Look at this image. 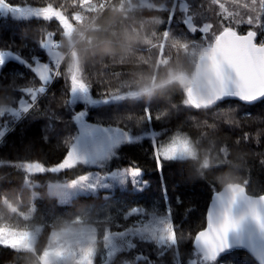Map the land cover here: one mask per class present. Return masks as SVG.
I'll return each instance as SVG.
<instances>
[{"label": "trees", "instance_id": "16d2710c", "mask_svg": "<svg viewBox=\"0 0 264 264\" xmlns=\"http://www.w3.org/2000/svg\"><path fill=\"white\" fill-rule=\"evenodd\" d=\"M101 1L12 0L48 8L51 14L46 19L0 15V49H10L28 61L33 57L47 60L37 45L50 37L49 42H58L64 57L62 66H56L62 78L53 81L35 107L27 97L23 104L19 102L22 93L38 84L29 78L31 73L21 60H6L19 68L8 82L0 80V116H4L0 131L5 133L6 125L13 124L0 137V224L35 231L36 242L32 248L3 243L12 247L0 248V264H57L45 263L44 252L55 230L74 223L96 230L98 251L93 264H120L137 253L152 255L156 241L142 243L140 236L132 241L135 247L127 253L129 257L119 255V250L111 261H105L100 250L108 234L130 229L124 225L135 218L125 221V211L139 207L163 213L151 202L159 200L162 206L165 184L170 198L182 199V204H173L179 251L176 253L175 247L168 250L167 264H173L175 255V264H181V259L187 264L193 253L191 238L206 225L207 207L215 191L226 183L239 182L250 194L264 193V102L246 104L227 99L204 106L189 91L196 84L197 59L191 55L195 47L211 45L224 30L242 34L256 30L264 23V4L248 0H116L113 9L100 15ZM172 12H176L175 19H170ZM185 18L205 24L211 30L209 37L186 32L179 23ZM50 59L55 64L56 59ZM20 69L29 75L21 79ZM79 80L90 90L92 100L110 102L91 103L76 97L69 103V87L74 88ZM145 109L159 119L148 125ZM81 110L86 112L83 120L87 122L134 135L148 134L140 141L122 144L105 163L106 171L140 167L141 179L147 185L134 187L129 183L62 199L49 185L69 182L88 173L90 167L79 164L60 174H33L43 169L30 170L28 166L35 164L27 162L55 164L75 143L81 127L73 117ZM13 112H19L20 117L12 116ZM49 126L51 130L46 132ZM154 130L187 132L198 157L165 162L164 171H157L151 143ZM161 136L156 137L160 140ZM175 163L181 170L173 167ZM103 206L114 210L110 218L97 217ZM117 207H124V211L116 213ZM77 215L83 217L75 219ZM231 254L238 262L252 259L258 264L245 250Z\"/></svg>", "mask_w": 264, "mask_h": 264}, {"label": "snow or ice", "instance_id": "6c2138e0", "mask_svg": "<svg viewBox=\"0 0 264 264\" xmlns=\"http://www.w3.org/2000/svg\"><path fill=\"white\" fill-rule=\"evenodd\" d=\"M6 6V7H5ZM39 6L37 5H29L25 3H13L12 0H2L0 3V15H9L11 14L14 18H41L46 19V17L38 15ZM191 14V13H189ZM181 15H183V10H181ZM176 18V12H172L170 14V19ZM54 19V18H53ZM49 23L52 21L49 20ZM59 23L58 21H56ZM179 23L185 29L186 32L191 33L195 36H200L202 38L207 39L210 35V29L206 28V25L203 23H194L187 21V18L184 20H180ZM190 23L192 26H190ZM250 30H252L250 28ZM239 35V33H238ZM244 36H247L248 33H244ZM52 39L55 40L56 37L53 34ZM252 43L255 45L256 49H264V23L257 26V29L254 30V35L252 37ZM38 48L42 50V54H46L48 59L44 60L39 57H33L31 61L24 60L22 57H19L16 54H13L10 49H0V80L8 82L7 78L14 76L17 69L19 68V64L17 63H6V60L9 57H13L14 59L21 60L25 66L31 73L29 76L35 83L38 84L37 88L32 89L26 93H22L20 97L21 104L24 103V98L27 97L30 102L33 103V107L36 106L38 98H40L43 94L46 93L48 87L53 83L54 80L60 79L61 74L59 69L55 64L52 63L50 57L52 56V49L47 43H39ZM211 46V45H210ZM234 46L230 41L225 40L223 42V46L217 45V48L214 51H220L225 56H227L228 63L231 66V69L221 68L218 69L219 72H223L224 74V92L223 95L219 97V99H224L227 96H234L237 99L245 101L247 104H254L257 101L264 102V91H256L252 95H244V89H248L252 87V75L251 68L245 60L237 55L230 54V50ZM249 55H254V53H250ZM22 75L21 79L24 76H28V72H24L23 69H20ZM80 98L89 101L91 103H104L107 104L110 101L108 99L100 100H92L89 95V89L86 85L80 84ZM33 93L35 95L33 96ZM69 96L71 100L69 103H72L76 100L77 90L73 87H69ZM131 95H136V93H132ZM114 99H120V97H114ZM215 102V100L213 101ZM195 106V105H192ZM31 110V109H29ZM12 116L19 118V112L11 113ZM144 115L147 117V124L151 125L154 119H159L158 117H153L150 109H145ZM86 117V112L81 110L77 114L74 115L73 119L75 123H79ZM4 116H0V120H2ZM89 134L93 130V126L91 123L85 126ZM51 126L47 128L45 131H50ZM28 131L26 129L25 133ZM5 135L4 132L0 131V137ZM140 136H135V140H139ZM47 140V136L45 135V141ZM134 137L129 136L123 141L117 137L113 139L112 146L115 147L121 143H132ZM152 155L153 159L156 163L157 171H164V163L169 161H177L183 160L190 152L186 150L187 141H178L171 140L169 143H162L156 137V134L152 133ZM178 143L184 144L185 148L177 150ZM78 145H72L66 149L64 153V157L57 163L49 165L44 164L42 161L35 162H27L35 164L37 167L43 169L42 172H35L34 175H45V174H60L69 170L71 167H76L80 163H86L88 158L86 156H79L77 154ZM105 155H108L105 153ZM262 165H264V161H261ZM173 167L181 170V165L175 163ZM142 169L138 166L135 167H127L122 169L118 173H113V176L119 175L121 177L120 182L124 183L126 180L130 179L132 184L135 186L137 184V178L141 176ZM182 175V171H181ZM89 179V174H85L84 176L78 178V181H83ZM98 181L105 180L106 177L99 176ZM78 181H73L71 185L74 186ZM143 185H147V181L142 182ZM181 184L182 182L179 181ZM186 184V183H184ZM102 187H107V184L101 185ZM235 193L237 191V186H230ZM162 193V212H157L156 210L147 211L144 208H134L129 209L124 216V220L128 221L129 218H135L130 223H126L124 225L125 228H130L135 231L130 233L131 239L128 243L126 249L121 248L119 255H127V253L132 252L135 247L134 241L137 236H140L141 242L146 244H151V241H156V246L154 250H152V255H147L144 253H137L135 255L130 256L129 260H126L124 264H167L168 250H171L172 247H175L176 253L179 251V233L176 231L177 223L173 219V204L176 206L182 204V199L179 196L169 197L168 187L165 186L161 189ZM260 199H264L261 197ZM220 229L227 232L230 228H236V226L228 219H224L220 224ZM0 228H3L5 232L12 231V226L8 224H0ZM236 247L233 246L232 243L227 244L222 247L214 246V238L219 234L217 231H214L213 225V211L209 209L207 214L206 226L197 232L194 237L191 238L193 244V253L188 256L187 264H225L226 261L229 260L230 254L234 248L242 247L244 240L242 232L239 229H236ZM129 235V233H126ZM11 248L12 246L9 244L0 243V248ZM198 254V255H197ZM128 256V255H127ZM129 257V256H128ZM139 257H143V259H139ZM176 255L173 260V264L176 261ZM181 264H185V261L181 259Z\"/></svg>", "mask_w": 264, "mask_h": 264}, {"label": "rangeland", "instance_id": "374dc122", "mask_svg": "<svg viewBox=\"0 0 264 264\" xmlns=\"http://www.w3.org/2000/svg\"><path fill=\"white\" fill-rule=\"evenodd\" d=\"M248 1L256 4H258V2L264 4V0ZM0 3H2L1 0ZM48 10V8H41L38 10V15L43 17H49L51 13ZM3 16H11V14ZM49 40L50 37L46 41V43L49 44L52 49V57L55 59H61L62 53L58 48L54 47V41L51 40L49 42ZM81 83L82 81L74 85V88L77 90V97H80L79 86ZM89 123L90 122H87L86 120L80 121L81 132L73 145H78L77 154L79 156H86L88 158L86 163L82 162L80 164H85L91 169L88 173H84L69 182L50 184L49 188L53 191V193L57 194L59 198L69 199L77 193H88L90 191H98L100 188L113 189L114 186L128 185L129 183H132L130 179L126 180L124 183H121V177L119 175L113 176V173H118L125 168H120L111 171L105 170V163L109 160V158L114 155L116 150L122 144H124L121 143L113 147L112 141L117 137H119L123 141L129 136H132L134 137L132 143H134L140 141L144 137H147L148 134L134 135L127 133L121 129L119 130L109 126L97 125L94 123H91L93 126V130L89 134L87 128L85 127ZM153 132L156 134V136L162 135L159 140L162 143H169L171 140L187 141L186 150L190 152V155H188L185 159H196L198 157V149L187 132L171 131L162 133L158 130H154ZM135 136H140L141 138L139 140H135ZM184 148V144L178 143V151ZM105 153H107L108 155H105ZM28 168L33 171L39 169V167H37L36 165H29ZM85 174H89V179L78 181V178L84 176ZM103 175L106 177V179L98 181L97 178ZM73 181L78 182L74 186H69L72 184ZM142 182L143 180L141 179V176L138 177L137 184L134 187H137L138 184L141 187ZM103 184H107V187H102L101 185ZM117 200L118 198L115 199V201ZM151 204L158 206L160 209L162 208L159 200H154L153 202H151ZM115 209L116 213H121L124 211V207H117ZM124 213L126 214L127 211H125ZM113 214L114 210L111 211L110 207L108 206L100 207L96 212L97 217L102 216L110 218ZM81 216L83 217V215H77L75 219L81 218ZM133 231L135 230L128 229L126 231H113L112 233L108 234L106 236L105 247L100 250L101 257L104 258L105 261H111L109 259H113L121 248H123L124 246H128L130 238L126 239V233H129L130 235V233ZM0 242L11 243L14 246L32 248L36 242V232L19 229H13L12 231L5 232L3 228H0ZM97 251V235L95 228L87 224L81 225L74 223L70 224L68 228L66 227L64 229L55 230L53 232L52 239L50 240V243L44 252L43 261L45 263L57 264H66L70 262L93 264L95 256L97 255ZM125 261L126 260L122 261L120 264H123Z\"/></svg>", "mask_w": 264, "mask_h": 264}, {"label": "water", "instance_id": "95a60500", "mask_svg": "<svg viewBox=\"0 0 264 264\" xmlns=\"http://www.w3.org/2000/svg\"><path fill=\"white\" fill-rule=\"evenodd\" d=\"M253 35L254 31H249L248 35L244 36L242 33L238 35L234 31L224 30L211 46L206 45L201 50L194 71L196 84L189 90L198 104L209 106L227 99L245 103L234 96L219 99L224 92V74L218 69L226 67L230 70L231 66L227 56L214 49L217 45L223 46L225 40L234 46L230 54L241 57L251 68L253 84L252 87L242 90L243 94L252 95L256 91H264V49H256L252 43ZM250 53L254 55H249ZM232 185L237 186L235 193L230 187ZM261 197H264V193L250 194L246 186L239 182L226 183L212 194L207 207L206 221L209 209H212L214 231L219 233L214 238L215 247L226 246L229 243L236 247V229H239L244 243L242 247L234 248L233 251L245 250L258 264H264V199H260ZM224 219L230 220L236 228H230L227 232L220 229L219 226Z\"/></svg>", "mask_w": 264, "mask_h": 264}, {"label": "flooded vegetation", "instance_id": "af4514ba", "mask_svg": "<svg viewBox=\"0 0 264 264\" xmlns=\"http://www.w3.org/2000/svg\"><path fill=\"white\" fill-rule=\"evenodd\" d=\"M198 255V254H197ZM178 258H180V255H178ZM225 264H254L252 259H246L243 262H238L236 260V255L230 254V258L228 261L225 262Z\"/></svg>", "mask_w": 264, "mask_h": 264}, {"label": "built area", "instance_id": "2783aa9c", "mask_svg": "<svg viewBox=\"0 0 264 264\" xmlns=\"http://www.w3.org/2000/svg\"><path fill=\"white\" fill-rule=\"evenodd\" d=\"M114 6V0H105L104 1V11L107 9H112ZM201 46H197V48L192 52L193 55H197L199 53Z\"/></svg>", "mask_w": 264, "mask_h": 264}, {"label": "bare ground", "instance_id": "6f19581e", "mask_svg": "<svg viewBox=\"0 0 264 264\" xmlns=\"http://www.w3.org/2000/svg\"><path fill=\"white\" fill-rule=\"evenodd\" d=\"M102 13H103V11H101L100 15H101ZM100 15H99V16H100ZM99 16H98V17H99ZM11 125H13V124L8 123V124L6 125V130H8V129L11 127Z\"/></svg>", "mask_w": 264, "mask_h": 264}]
</instances>
